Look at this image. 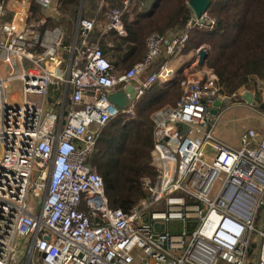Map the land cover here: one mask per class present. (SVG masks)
<instances>
[{"label": "built area", "instance_id": "1", "mask_svg": "<svg viewBox=\"0 0 264 264\" xmlns=\"http://www.w3.org/2000/svg\"><path fill=\"white\" fill-rule=\"evenodd\" d=\"M128 4L100 20L79 15L66 45L58 0H0V264H264V134L248 127L238 147L213 134L224 109L261 110L244 88L220 93L210 69L184 77L176 102L153 112L145 195L128 211L109 206L89 159L101 129L133 115L136 99L121 109L108 94L132 86L139 98L168 81L190 30L215 24L204 12L150 33L143 59L118 71L88 35L126 36Z\"/></svg>", "mask_w": 264, "mask_h": 264}, {"label": "trees", "instance_id": "2", "mask_svg": "<svg viewBox=\"0 0 264 264\" xmlns=\"http://www.w3.org/2000/svg\"><path fill=\"white\" fill-rule=\"evenodd\" d=\"M80 1L58 0L59 11L68 15L63 20L59 18L60 23L66 20L63 22L66 45L71 42ZM128 1L122 16L126 36L114 32L88 35L89 41H99L103 54L118 71H125L143 59L145 40L150 33L165 35L179 30L193 14L188 0ZM122 2L114 4L113 0H107L101 13L104 15ZM95 3L83 0L81 17L92 18L87 17L85 9ZM206 13L215 20L213 28L191 29L186 45L191 43L195 49L206 46L204 65L216 76L220 93L229 95L244 88L260 99V89L264 88V0H211ZM164 60L160 58L145 75L158 69ZM184 67L177 68L168 81L155 82L137 98L134 115L119 114L99 132L89 163L103 180L110 207L128 211L145 195L142 179L155 174L151 165V116L180 97Z\"/></svg>", "mask_w": 264, "mask_h": 264}, {"label": "rangeland", "instance_id": "3", "mask_svg": "<svg viewBox=\"0 0 264 264\" xmlns=\"http://www.w3.org/2000/svg\"><path fill=\"white\" fill-rule=\"evenodd\" d=\"M83 5V3H82ZM79 10L77 12V17L79 16ZM82 11V7H81ZM68 15L63 14L60 11V20L67 18ZM66 21V20H65ZM62 21L61 24L64 26ZM206 28L203 27L200 30H205ZM192 44L189 43L188 45H185V51L189 50V48L192 49V51L187 55V57H180L179 60L177 61V66H185L186 68L183 71V77H197V76H202L205 74L207 71V68L205 65L202 67L197 66V58H198V49H195L194 47L192 48ZM206 48V46H202ZM188 63V64H187ZM50 94H52V89H50ZM264 98V94H261V100ZM264 100V99H263ZM257 109H260L257 105ZM135 113V111H134ZM134 115V114H133ZM127 116V115H125ZM132 116V115H128ZM264 116L261 113H258L257 111H254L250 108H244V107H235V108H228L224 111H222L215 123L214 131L213 134L220 139L221 141L227 143L230 146L233 147H238L240 145V136L242 132L244 131L243 129L247 128L248 126L252 125L255 123L257 120L263 119ZM243 130V131H242ZM152 165V163H151ZM153 167V166H152ZM154 173H156L155 167H153ZM155 175V174H153ZM154 176L150 177L151 179Z\"/></svg>", "mask_w": 264, "mask_h": 264}, {"label": "water", "instance_id": "4", "mask_svg": "<svg viewBox=\"0 0 264 264\" xmlns=\"http://www.w3.org/2000/svg\"><path fill=\"white\" fill-rule=\"evenodd\" d=\"M211 0H188V5L192 10L194 16L196 18H200L201 15L206 12ZM81 13V7L79 10V14ZM207 56V50L204 47H200L198 49V58H197V66H203L205 63V59ZM127 93H129V97H127ZM108 99L118 106L121 109L126 108L130 105L131 99H137L136 91L132 86H127L126 88H119L116 91L108 94ZM243 99L247 102L256 104L260 109L264 110V103L261 102V99L254 96L251 92H247L243 95ZM220 106V101L215 100L212 107L209 109V113L215 115L217 113L218 107ZM161 229V228H160Z\"/></svg>", "mask_w": 264, "mask_h": 264}, {"label": "crops", "instance_id": "5", "mask_svg": "<svg viewBox=\"0 0 264 264\" xmlns=\"http://www.w3.org/2000/svg\"><path fill=\"white\" fill-rule=\"evenodd\" d=\"M116 4L118 1L120 2V0H113ZM95 4H93L91 7H86L85 9V13L87 15V17H92L93 19L95 20H100L103 18V14L101 12H103V10L106 8V3H107V0H95ZM83 0L80 1V5L79 7H82L83 8ZM31 6L34 8L33 12H35V17L38 19V20H41L43 22V28H51L52 27V23H53V19L52 18H47L45 17L44 13H42V11L37 7V6H34L31 2ZM105 11V10H104ZM82 12V11H81ZM81 15V13L79 14ZM73 40V35H72V38H71V42ZM192 51L191 48H189V50H183L181 52L180 55L178 56H175V57H171L170 60H169V63L170 65L172 66V68L174 69V71L177 70V68L179 67H176L177 66V61L179 60V58L182 56V57H187V55ZM69 54V53H68ZM69 56V55H68ZM186 68H184L185 70ZM183 70V71H184ZM262 94H264V88H261L260 89ZM264 99V98H263ZM262 99V102L264 103V100ZM236 106H232V107H228V108H235ZM226 108V109H228ZM244 108H247V107H244ZM224 109V110H226ZM223 110V111H224ZM261 110V113L264 112V110L260 109ZM248 127H254V128H257L258 130L261 131L262 134H264V118L263 119H260V120H257L255 123H253L252 125L248 126ZM247 127V128H248ZM246 129V128H245ZM243 129V130H245ZM242 130V131H243Z\"/></svg>", "mask_w": 264, "mask_h": 264}]
</instances>
